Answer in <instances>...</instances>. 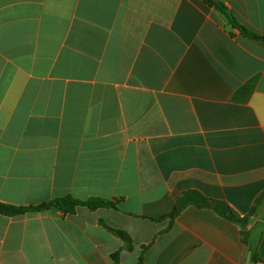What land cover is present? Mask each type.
<instances>
[{
  "label": "crops",
  "instance_id": "crops-1",
  "mask_svg": "<svg viewBox=\"0 0 264 264\" xmlns=\"http://www.w3.org/2000/svg\"><path fill=\"white\" fill-rule=\"evenodd\" d=\"M214 1L264 37V0ZM189 191L248 223L171 224ZM263 193L264 41L205 0H0V202L118 201L0 214V264H253Z\"/></svg>",
  "mask_w": 264,
  "mask_h": 264
},
{
  "label": "trees",
  "instance_id": "trees-1",
  "mask_svg": "<svg viewBox=\"0 0 264 264\" xmlns=\"http://www.w3.org/2000/svg\"><path fill=\"white\" fill-rule=\"evenodd\" d=\"M206 3L215 7L229 22L232 27L238 29L243 35L264 41V37L258 36L252 31H250L245 26L241 25L239 21L235 18V16L230 12L227 6L221 1H214V0H205ZM264 196V193L263 195ZM261 196V197H262ZM189 204H195L199 207H210L215 209L221 216L227 218L228 220L239 223L241 225H246L249 221L248 217L241 218L237 216L231 208L222 201L211 200L204 197L201 193L197 191H189L184 193L178 203L174 211L169 215L171 224L174 222L176 216ZM118 201L115 200H107L103 198H89L87 200H79L72 196H66L62 198L54 199L50 202L43 203L39 206H15L10 204H5L0 202V214L5 216H20L24 215L29 212H37V211H44L49 210L51 208L59 209L65 216L75 214L78 207H87L90 210H98L101 208H114L117 209ZM254 213V210L253 212ZM112 232L119 237L123 242V247L121 251H132L133 250V239L132 237L125 231L122 230H112ZM120 252L115 254L113 257L114 259H118ZM256 263H264V261L259 257L257 252L253 253V264ZM140 264H144L141 260Z\"/></svg>",
  "mask_w": 264,
  "mask_h": 264
}]
</instances>
